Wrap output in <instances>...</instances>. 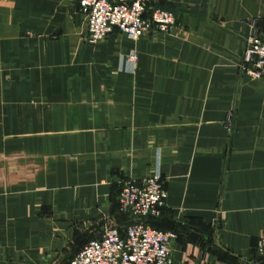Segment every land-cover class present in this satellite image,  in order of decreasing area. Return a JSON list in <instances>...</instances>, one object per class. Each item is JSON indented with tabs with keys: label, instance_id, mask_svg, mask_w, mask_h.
Masks as SVG:
<instances>
[{
	"label": "crops",
	"instance_id": "0c3cea01",
	"mask_svg": "<svg viewBox=\"0 0 264 264\" xmlns=\"http://www.w3.org/2000/svg\"><path fill=\"white\" fill-rule=\"evenodd\" d=\"M145 9L174 25L93 44L78 0H0V264H67L107 228L122 237L120 189L156 168L166 198L143 223L175 235L172 264H264V80L238 68L264 0Z\"/></svg>",
	"mask_w": 264,
	"mask_h": 264
},
{
	"label": "built area",
	"instance_id": "2783aa9c",
	"mask_svg": "<svg viewBox=\"0 0 264 264\" xmlns=\"http://www.w3.org/2000/svg\"><path fill=\"white\" fill-rule=\"evenodd\" d=\"M78 5L85 17L87 39L93 44L104 40L112 29L135 42L146 31L166 32L174 25L172 14L161 9H150L144 18L145 0H78ZM135 60L133 52L126 57L132 68ZM238 68L251 80H264V35L245 41ZM165 198L157 168L139 181L125 182L116 201L117 211L132 221L124 235L120 237L115 228L105 229L67 264H172L168 245L175 235L143 223L146 217H159ZM255 251L264 255V231L256 239Z\"/></svg>",
	"mask_w": 264,
	"mask_h": 264
}]
</instances>
